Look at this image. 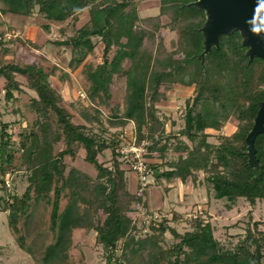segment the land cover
Here are the masks:
<instances>
[{
  "label": "trees",
  "instance_id": "16d2710c",
  "mask_svg": "<svg viewBox=\"0 0 264 264\" xmlns=\"http://www.w3.org/2000/svg\"><path fill=\"white\" fill-rule=\"evenodd\" d=\"M194 1L159 0L162 16L168 20L164 24L160 16L139 18L133 0H0L2 15L29 17L37 9L49 23L76 20L87 10L88 22L70 38L55 44L70 49V67L84 66L91 102L108 105L116 77L124 78L126 85L123 110L114 109L108 125L103 122L100 109L94 106L83 109L85 124H75L42 66L0 65L6 99H13L14 92H22L17 76L24 77L27 87L37 95L32 99V107L38 117L30 131L20 136V164L29 173V186L20 197H0V207L3 205L4 211H8L9 227L18 233V221L31 207V193L39 199L48 198L53 192L50 230L55 241L45 249L43 264L66 261L76 228L95 229L107 264L120 261L123 264H161L163 259H167L168 264H264V230L259 228L258 222L247 227L245 239L235 249L222 248L214 237L210 221L201 217L192 222V231L177 233L170 223L180 222L184 215L174 211L170 220L165 218L157 228H152L154 235L150 238L130 236L134 229L129 216L130 205L133 200L145 204L142 194L136 197L128 189L123 161L119 160L123 147L120 136L132 123L136 145L148 143L146 156L149 159L152 153L165 154L169 150L166 143L161 145L165 124L158 117L156 106L165 98L161 89L166 86H194V96L186 102L184 128L178 133L191 145L180 141L173 147L175 153L186 157L168 169L158 163L148 165L155 183L160 185L164 180L172 184L179 179L183 183L197 184L202 172L207 191L215 199H226L233 205L243 198L251 207L257 201H264V133L255 140L258 167L249 163L245 142L259 104L264 102V60L250 61L249 49L243 45L241 33L236 31L223 36L219 47L213 48L202 64L204 35L200 29L206 15L194 6H187ZM165 26L178 34V51L169 53L161 42L157 44L156 35ZM45 28L48 30L49 25ZM94 38H100L104 45L103 60L95 67L85 64L95 50ZM231 118L238 122L236 131L230 136L218 135V143H210L209 132H221ZM110 128L122 130L113 133ZM173 136L168 135L166 139ZM11 140L8 125L3 124L1 176L6 174L5 166L12 165L14 160ZM59 142H63L65 148L55 155L54 145ZM80 149L85 152L84 161L96 170L95 178L74 167L66 172L64 158L74 159ZM107 150L111 152L109 167L99 161V156ZM0 182L4 184L3 180ZM164 190L167 191V187ZM63 195L69 201L60 213ZM79 204L87 208L89 222L79 212ZM230 204H226L227 209H231ZM100 209L105 214L102 224H92V216ZM167 231L180 241L162 250L158 236H164ZM121 241L122 260L117 256ZM17 242L23 250L32 253L23 236H17Z\"/></svg>",
  "mask_w": 264,
  "mask_h": 264
},
{
  "label": "rangeland",
  "instance_id": "374dc122",
  "mask_svg": "<svg viewBox=\"0 0 264 264\" xmlns=\"http://www.w3.org/2000/svg\"><path fill=\"white\" fill-rule=\"evenodd\" d=\"M103 1V0H101ZM122 1V0H117ZM138 10V16L141 19L148 17H162L163 23H167V17L162 16L159 0H133ZM1 9V8H0ZM89 20L88 11L84 12L76 19L69 20L65 23H49L39 13L34 10L33 15L29 17H19L11 15H2L0 13V65L15 63L19 65L38 64L43 67L45 72L49 74L51 85L61 94L63 98V106L68 111L75 124H85L82 116L84 108L98 107L102 112V120L108 125V118L112 117L113 110L119 108L121 111L124 107V97L126 93V85L124 78L116 77L112 85V100L108 105L91 102L88 97L87 87L88 81L83 73L84 66L73 69L69 66L72 58L70 49L58 46L55 42L63 41L70 38L75 32L85 25ZM49 25L47 30L45 26ZM156 42H161L165 50L169 53L178 51V34L163 27L157 33ZM96 44L94 52L89 55L85 64L96 66L103 60L104 45L100 38H94ZM6 50V51H5ZM6 52V53H5ZM112 56L110 53L109 57ZM177 57H182L177 54ZM17 80L22 84V92H14V98L6 99L4 87L5 81L0 78V131L3 124L8 125V132L12 136V152L14 160L12 165L5 166L6 174L1 176L0 181V197L8 199L9 195L22 196L29 186V173L21 166V145L20 136L28 133L30 128L37 120V114L32 107V99L37 97L36 93L27 87V81L24 77L17 76ZM165 98L156 106L158 109V117L165 124V138L161 141V145L167 144L169 150L165 154L152 153L149 159L145 142L142 151L143 158L147 165L158 163L163 169L175 165L180 159H184L186 155L175 153L173 147L184 141L191 145L185 138L178 135L179 131L184 128V115L186 102L194 96V86L192 85H171L161 89ZM238 122L231 118L223 127L221 132L211 131L212 135L208 141L217 144L218 135L230 136L237 129ZM134 126L128 124L123 129V138L125 140L135 139ZM121 128H110L109 131L120 132ZM174 135L173 138L166 139V136ZM141 142L139 146H142ZM65 148L63 142L54 145V154L56 155ZM121 150L124 152L128 149ZM85 152L80 149L74 159L65 157L64 162L67 165L66 172L70 167L83 171L92 178L96 176V170L84 161ZM111 160V152L105 151L99 156V161L105 163L109 167ZM123 161L125 169V177L130 179L129 162L124 160L123 156L119 157ZM199 182L194 185L196 193L186 199L187 202H194L197 196L198 204L194 208L182 210L185 214L183 220L178 223H170V226L179 234L192 231V222L197 217H201L204 221H210L214 229V237L224 249H235L246 237V229L253 222L261 225L259 228L264 230V201H257L254 207L243 198L238 199L235 204H230L226 199H215L212 194L207 191L208 186L204 182L205 174L199 173ZM148 186L144 191L140 188L132 195L138 197L141 194L142 200L147 199V192L150 189V197L153 201L162 203L171 200L178 202L179 189H172L168 196L164 195L162 187H158L152 176V171L148 175ZM189 184L191 181H187ZM192 185V184H191ZM190 185V186H191ZM5 187V188H4ZM140 187V184H139ZM144 192V193H143ZM212 192V191H210ZM208 194L209 197L207 196ZM141 197V196H140ZM210 201L207 208L206 202ZM69 198L63 195L60 202V213H62ZM53 192L48 198H37L35 193H31V207L27 215L18 221V233H14L9 227L8 211H4L3 205L0 207V264H43L42 258L45 249L54 243L55 235L50 230V215L52 210ZM145 204V203H144ZM226 204L231 205V209H227ZM192 205L191 203L189 206ZM79 212L85 215L86 221L89 222L90 216L87 208L81 204L78 205ZM179 208V205H177ZM193 207V206H192ZM165 209V208H164ZM209 209V210H208ZM129 216L133 219L134 229L130 236L135 239H148L154 232L153 227L157 228L163 219H171L167 210H150L145 205H140L133 200L130 205ZM208 210V212H207ZM204 213L209 217L205 216ZM105 214L100 209L91 218L92 224H102ZM159 235V234H158ZM156 233V236H158ZM17 236H23L27 247L32 253L23 250L18 242ZM163 237V238H162ZM158 236V245L162 250L172 248L179 243V239L167 231L164 236ZM123 245L121 241L118 245L117 256L120 259V250ZM122 260V259H120ZM63 264H107L103 247L97 243V232L91 228H76L71 235V243L67 251V259ZM117 264H123L121 261ZM161 264H168L167 259H163Z\"/></svg>",
  "mask_w": 264,
  "mask_h": 264
},
{
  "label": "water",
  "instance_id": "95a60500",
  "mask_svg": "<svg viewBox=\"0 0 264 264\" xmlns=\"http://www.w3.org/2000/svg\"><path fill=\"white\" fill-rule=\"evenodd\" d=\"M187 6H194L206 15V22L200 29L204 35V57L213 48L219 47L223 36H230L238 31L243 37V45L248 47L247 56L264 60V0H196ZM264 133V102L259 104V110L251 131L246 137L249 163L258 167L255 140ZM264 168V165H263Z\"/></svg>",
  "mask_w": 264,
  "mask_h": 264
},
{
  "label": "crops",
  "instance_id": "0c3cea01",
  "mask_svg": "<svg viewBox=\"0 0 264 264\" xmlns=\"http://www.w3.org/2000/svg\"><path fill=\"white\" fill-rule=\"evenodd\" d=\"M130 172V179L125 177L128 183V189L131 193L136 192V190L139 188V178L137 176V174L135 172ZM192 184V185H191ZM191 185V186H190ZM194 185L192 182L189 184L188 182H181L179 179L175 180L172 184H167L164 180H162V184L158 185V187H162L163 191H164V195L168 196L169 193L171 192V190L175 189L176 187H178L179 189V194H178V202H172L171 200H168L165 202L164 200H162L161 202L157 201H153V199H151L150 194L151 191L150 189H148L147 192V199L144 200L145 206H147L150 210H153L154 208H156L157 210L163 209L164 211L167 210V212L171 213L177 212L179 214H185L182 210H186V209H191L196 207L195 205H197L198 202V198L197 196H195V200L194 202H187L186 199H188L189 197H191L192 195H194L195 190H194ZM167 187V191L164 190V188ZM209 197V194L207 195ZM201 202H206V206L208 208L210 201H202ZM192 204L189 206V204ZM177 205H179V208L177 207ZM193 206V207H192ZM165 208V209H164ZM209 210V209H208ZM207 210V212H208ZM208 215H210V213H208Z\"/></svg>",
  "mask_w": 264,
  "mask_h": 264
},
{
  "label": "built area",
  "instance_id": "2783aa9c",
  "mask_svg": "<svg viewBox=\"0 0 264 264\" xmlns=\"http://www.w3.org/2000/svg\"><path fill=\"white\" fill-rule=\"evenodd\" d=\"M123 140V148L128 149L129 151L124 152V150L120 149L121 156L124 157V160L128 161L129 170L134 171L138 178H139V184H140V191H144L148 186V175L150 174V170L148 168V165L146 163V160L143 158V155L141 154L142 151L145 149V142L142 144V146H137L135 144V139L131 140H125L123 138V135L120 136Z\"/></svg>",
  "mask_w": 264,
  "mask_h": 264
}]
</instances>
